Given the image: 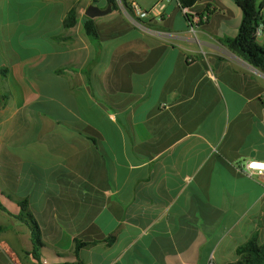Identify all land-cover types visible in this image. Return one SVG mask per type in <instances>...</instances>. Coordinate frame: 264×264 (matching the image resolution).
<instances>
[{
  "label": "crops",
  "instance_id": "1",
  "mask_svg": "<svg viewBox=\"0 0 264 264\" xmlns=\"http://www.w3.org/2000/svg\"><path fill=\"white\" fill-rule=\"evenodd\" d=\"M117 2L95 44L94 0H0V264H227L264 242V174L241 171L264 161V72L222 41L239 7L140 27Z\"/></svg>",
  "mask_w": 264,
  "mask_h": 264
},
{
  "label": "trees",
  "instance_id": "2",
  "mask_svg": "<svg viewBox=\"0 0 264 264\" xmlns=\"http://www.w3.org/2000/svg\"><path fill=\"white\" fill-rule=\"evenodd\" d=\"M126 2L125 0H123ZM236 5L242 11V22L239 28V33L235 37L226 36L222 41L237 55L248 61L253 66L264 72V44L257 37V29L261 24H264L262 9L264 8V0L260 7L257 5V0H234ZM98 0H94L96 4ZM195 0H181L182 4L190 5ZM107 4L112 5V9H118L117 0H107ZM211 10L208 8V17ZM78 23L76 7H73L68 13L64 21L66 27H74ZM83 28L91 41L95 44L100 43V34L98 25L94 18L86 16L83 20ZM5 95L1 96V104L5 101ZM27 201L20 202L21 212L16 215V218L26 223L31 230L32 239L35 245V256L45 243L41 237V229L35 216L28 210ZM0 208L7 210L0 200ZM1 230V227H0ZM84 244V241L77 240L76 250ZM238 259L227 264H264V242L261 243L258 236H253L248 241L240 244L237 248Z\"/></svg>",
  "mask_w": 264,
  "mask_h": 264
},
{
  "label": "built area",
  "instance_id": "3",
  "mask_svg": "<svg viewBox=\"0 0 264 264\" xmlns=\"http://www.w3.org/2000/svg\"><path fill=\"white\" fill-rule=\"evenodd\" d=\"M165 0H160L156 5L149 9L142 8L139 6L137 0H130L129 4H124L123 0H120L122 8L129 15L130 19L140 27H145L149 23L155 20H162L166 11ZM185 12L188 14L189 11L186 9ZM193 18V22H196L197 13L192 12V14L187 15ZM264 35V24H261L257 29V37L260 38ZM241 171L245 172L247 175L252 176L253 174H264V161L260 160H249L243 167ZM209 264H214L210 262Z\"/></svg>",
  "mask_w": 264,
  "mask_h": 264
},
{
  "label": "rangeland",
  "instance_id": "4",
  "mask_svg": "<svg viewBox=\"0 0 264 264\" xmlns=\"http://www.w3.org/2000/svg\"><path fill=\"white\" fill-rule=\"evenodd\" d=\"M137 1H139L143 5L144 4L151 5L152 3H154L155 1H158V0H137ZM165 2H166V5H168V9H167L168 14H170V15H190L184 11V8H188L187 7L188 5L183 4L181 6L177 0H165ZM261 2H262V0H257L258 7H260ZM236 12L238 13V15H242V11L237 7H236ZM262 14H263V18H264V8L262 9ZM13 86L15 88L14 84H13ZM9 207H11V204H9ZM12 209H18V207L12 208ZM49 258L51 259L53 257L50 255Z\"/></svg>",
  "mask_w": 264,
  "mask_h": 264
},
{
  "label": "water",
  "instance_id": "5",
  "mask_svg": "<svg viewBox=\"0 0 264 264\" xmlns=\"http://www.w3.org/2000/svg\"><path fill=\"white\" fill-rule=\"evenodd\" d=\"M112 11V5L108 4L107 8H101L99 5L92 3L88 6L86 10V15L95 18L99 16L106 15L107 13Z\"/></svg>",
  "mask_w": 264,
  "mask_h": 264
}]
</instances>
